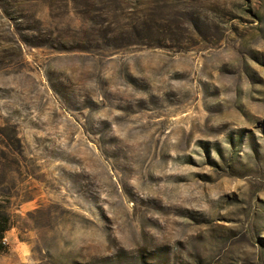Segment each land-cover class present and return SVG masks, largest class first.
<instances>
[{
    "label": "rangeland",
    "instance_id": "1",
    "mask_svg": "<svg viewBox=\"0 0 264 264\" xmlns=\"http://www.w3.org/2000/svg\"><path fill=\"white\" fill-rule=\"evenodd\" d=\"M67 1L0 0V264H264V0H142L166 49Z\"/></svg>",
    "mask_w": 264,
    "mask_h": 264
},
{
    "label": "trees",
    "instance_id": "2",
    "mask_svg": "<svg viewBox=\"0 0 264 264\" xmlns=\"http://www.w3.org/2000/svg\"><path fill=\"white\" fill-rule=\"evenodd\" d=\"M20 1L22 0H16V3ZM23 1L32 6L40 0ZM162 5L155 6L153 3L142 0H68L66 3L68 8L74 6L76 13L84 20V25H89L92 30H96L105 44L114 49L124 47L166 49L169 48V42L177 44L176 42L182 39L186 27L185 15L183 12H169L168 8ZM85 27L80 31L86 34L83 44L87 45L91 43L92 38ZM24 30H34V28L30 26ZM41 32L38 31V33ZM21 37V40L29 46L42 47L48 44L31 39L27 35ZM60 44L62 50L66 52L79 50L77 49L79 47L68 48L61 42ZM85 45H81L80 49L86 50L88 47H83ZM9 226V216L6 213L1 214L0 251L6 244L3 238Z\"/></svg>",
    "mask_w": 264,
    "mask_h": 264
}]
</instances>
